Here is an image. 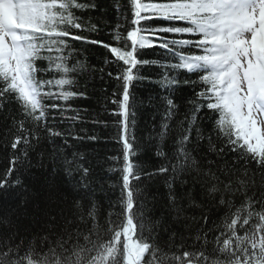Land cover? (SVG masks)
I'll use <instances>...</instances> for the list:
<instances>
[{
  "label": "snow or ice",
  "instance_id": "1",
  "mask_svg": "<svg viewBox=\"0 0 264 264\" xmlns=\"http://www.w3.org/2000/svg\"><path fill=\"white\" fill-rule=\"evenodd\" d=\"M111 5L109 43L95 38L111 24L98 0H0V111L14 102L21 117L0 139L11 150L0 264H264V0ZM84 45L107 50L115 71L92 65ZM97 72L117 82L105 97L118 117L114 199L77 147L101 139L85 124L109 126L75 103ZM143 81L161 90L146 138L133 91ZM145 150L154 167L138 159Z\"/></svg>",
  "mask_w": 264,
  "mask_h": 264
},
{
  "label": "trees",
  "instance_id": "2",
  "mask_svg": "<svg viewBox=\"0 0 264 264\" xmlns=\"http://www.w3.org/2000/svg\"><path fill=\"white\" fill-rule=\"evenodd\" d=\"M128 0H122L123 4H127ZM102 6L107 7V17L111 21V24L108 27L102 26V31L95 36L96 39L111 43V37L107 34L108 30L115 24V16L116 13L111 5V0H98ZM93 16L97 14L93 13ZM93 22H98L94 20ZM124 31V29H121ZM87 34V33H85ZM79 44V42H77ZM89 52V62L92 65H95L97 68L104 67L105 73L112 69L115 71V66L113 64H108L106 67L103 64L105 58L112 59L110 53L107 50L103 49L101 46H87ZM159 49H145L144 52L147 54L145 58L153 59L160 58L155 53L160 52ZM159 72V69L156 67H145L143 74L147 76H155ZM96 79L91 80L89 86V94L90 98L88 100H78L75 103L77 105H82L89 109L92 116H97L101 120H106L109 122V126L104 128L102 126L93 125L91 123H87L84 125L85 128L88 129V135H98L101 139L97 142L92 141H84L77 142V147L80 151L85 152L89 155L93 162L97 163V173L100 177H102L106 181H111L116 187L108 189V195L111 198H115L119 195V174L115 172L108 171L109 167L113 165V162L108 159L109 156L118 155L120 150V145L115 142L113 137L116 133V127L113 124V121L117 120L118 117L110 115L109 112L105 111V107L109 110L116 109V105L110 103L109 101H105L106 96H110L113 91L117 89V82L115 80H110L107 75L104 76L103 79H100V73L97 72ZM107 88V93L102 91V88ZM134 95L137 98L138 102H141L136 109V132L138 137L146 138L149 131L151 130L152 124H158L160 120V116L156 114L155 109L149 105V102L152 101L155 103L158 100L157 93L161 90L156 83H149L148 81L139 82L134 86ZM185 94L188 93L187 89L182 90L181 94L177 96V102L184 97ZM153 115L156 116V119L153 120ZM15 116L17 120L21 119L19 116V109L16 103L6 104L3 111H0V139H2L7 133L8 139L11 140L12 133L8 132V129L11 127V117ZM8 117V118H6ZM91 119V116L89 117ZM59 127H63V125H58ZM84 135V133H81ZM10 149L0 148V177L3 176L6 168L9 166V157H10ZM138 159L143 161H148L149 165L154 167L157 163V159L153 156L151 150L142 151ZM33 161H35V157L33 156ZM31 173L43 179V175L41 171L32 168L30 170ZM17 175V173H13V176ZM31 179L29 174H25ZM27 182V181H26ZM105 187L108 188V184H105ZM157 189L153 188L151 191L155 192ZM159 191L163 192V186H159ZM103 199V197H102ZM106 210V205H105Z\"/></svg>",
  "mask_w": 264,
  "mask_h": 264
}]
</instances>
